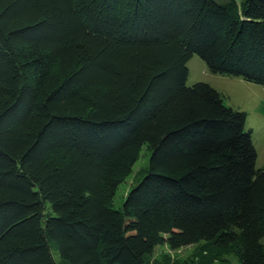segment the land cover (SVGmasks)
Wrapping results in <instances>:
<instances>
[{
  "label": "trees",
  "instance_id": "obj_1",
  "mask_svg": "<svg viewBox=\"0 0 264 264\" xmlns=\"http://www.w3.org/2000/svg\"><path fill=\"white\" fill-rule=\"evenodd\" d=\"M194 55L264 87V0H0V264H264L247 113L187 86Z\"/></svg>",
  "mask_w": 264,
  "mask_h": 264
},
{
  "label": "rangeland",
  "instance_id": "obj_2",
  "mask_svg": "<svg viewBox=\"0 0 264 264\" xmlns=\"http://www.w3.org/2000/svg\"><path fill=\"white\" fill-rule=\"evenodd\" d=\"M219 3L233 2L237 6L245 0H215ZM189 77L187 86L196 83H206L226 96V105L235 110L247 113L246 129L253 131V142L258 153L256 169L264 167V87L245 82L241 78H230L212 74L207 64L194 55L188 64ZM151 150L144 146L138 162L134 165L131 174L119 185L113 199L112 208L120 210L129 191L137 185L145 175L149 165ZM264 245V238L262 239ZM237 248L231 247L226 253L220 254L213 248H206L203 243L171 250L168 245L157 247L153 259L158 261L163 255H169L175 261L182 262L197 258L198 254L208 252L207 264H240ZM205 256V255H204ZM203 256V257H204Z\"/></svg>",
  "mask_w": 264,
  "mask_h": 264
}]
</instances>
